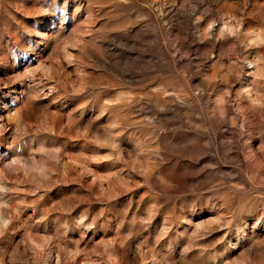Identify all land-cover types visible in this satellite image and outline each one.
Returning <instances> with one entry per match:
<instances>
[{"label":"rangeland","instance_id":"obj_1","mask_svg":"<svg viewBox=\"0 0 264 264\" xmlns=\"http://www.w3.org/2000/svg\"><path fill=\"white\" fill-rule=\"evenodd\" d=\"M0 264H264V0H0Z\"/></svg>","mask_w":264,"mask_h":264}]
</instances>
